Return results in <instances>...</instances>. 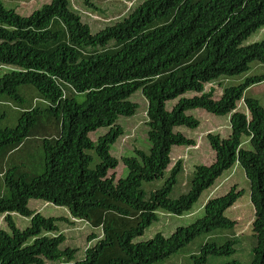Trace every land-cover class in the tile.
<instances>
[{"label":"trees","instance_id":"obj_1","mask_svg":"<svg viewBox=\"0 0 264 264\" xmlns=\"http://www.w3.org/2000/svg\"><path fill=\"white\" fill-rule=\"evenodd\" d=\"M263 29L264 0H145L94 34L71 0H51L28 16L0 1V69H10L0 78V103L23 107L25 98L32 101L15 126H0V264H159L197 237L234 228L226 211L245 193L235 184L205 202L204 215L188 226L135 242L160 212L188 214L237 166L250 182L256 212L251 264H264V106L246 97L264 75L245 76L251 64H264V39L246 44ZM243 74L219 99L214 89L206 91L207 84ZM23 85L33 86L37 94L27 91L40 101L27 91L23 97ZM137 91L148 102L151 148L122 157L127 174L116 179L110 174L119 163L110 153L122 134L116 122L135 115L130 97ZM175 100L168 110L166 103ZM196 109L229 117L230 135H208L214 160L195 165L188 191L172 199L183 168L180 160L168 168L171 148L195 144L174 129H197L200 121L187 114ZM98 128L109 129L93 140L90 132ZM34 146L43 153L41 173L32 160ZM30 200L66 208L72 219L33 212ZM15 214L29 219L26 229L17 227ZM75 220L100 230L88 237L83 255L64 246L68 236L59 226ZM237 242L204 243L191 256L193 264L232 256Z\"/></svg>","mask_w":264,"mask_h":264},{"label":"rangeland","instance_id":"obj_2","mask_svg":"<svg viewBox=\"0 0 264 264\" xmlns=\"http://www.w3.org/2000/svg\"><path fill=\"white\" fill-rule=\"evenodd\" d=\"M7 9H14L21 14V16H28L32 12L40 9L43 5L50 3L51 0H0ZM75 9H78L82 13L83 21L90 26L92 34L97 33L104 27L114 23L119 18L123 17L134 7L142 4L145 0H90L91 7L84 3V0H71ZM264 39V29L253 34L246 42V44H252ZM10 69L8 67H2L0 69V78ZM237 76L232 78H225L217 81L213 84L206 85V91L214 89V97L219 99L222 95L223 88L231 84H239L245 76L248 75H264V64L253 63L251 69L244 76ZM28 88H32L36 93L35 88L31 85H23L20 87V94L24 97L25 91ZM27 95L36 97L32 92L27 91ZM37 94V93H36ZM195 94L187 93L185 97L189 98ZM246 97H252L259 100L261 106H264V81L257 83L246 91ZM32 98V97H31ZM35 98V103L37 101ZM130 101L137 104L138 108L135 115L129 118L120 117L116 125L122 129V134L117 138L115 143L111 146L110 153L119 160L118 165L114 170L110 171V174L114 172L116 179L119 177H125L127 169L123 165L121 158L135 156L137 150H144L149 152L151 143L148 139V127L147 123V109L148 102L143 96L141 91H137L130 97ZM31 100L25 98L24 106L14 104H6V102L0 103V126L13 127L17 124L21 115V108H28L31 104ZM177 101H170L166 103L168 110ZM10 103V102H8ZM244 109V102L239 103V110ZM242 112H247V109ZM188 115L200 121V126L197 129H188L185 127H178L174 129L176 133H180L187 138H191L195 141L194 145L183 146L174 145L171 148V163L168 168H171L176 161L180 160L183 170L179 173L177 183L173 187L171 198L175 199L180 195L185 194L188 191L189 180L192 176V172L195 165L198 164H210L215 158V151L212 149L208 140L209 134H217L222 138H228L230 135L229 117L216 116L210 114L202 109L191 110L187 112ZM109 128H98L95 131L90 132V137L95 140L98 136L105 134ZM29 147V146H28ZM26 148L23 152L28 154ZM33 163L37 164V173L44 171L43 165H40L41 150L39 147H33ZM26 170H34L36 167L26 166ZM228 174V173H227ZM226 174V175H227ZM162 184V180L152 184H146V190L150 187H157ZM237 185V189L244 190V195L236 201V203L226 211V216L235 222V226L232 230L224 231L218 230L210 234H205L197 237L191 243L187 244L173 255L164 259L159 264H193L191 256L198 254L200 247L204 243L216 242L218 244H224L228 240L233 238L239 239L236 244V252L229 257H210L209 264H226L232 260H236V264H251L252 254H250L251 247L250 242L253 235V222L255 220V207L253 206L250 198V182L246 177V173L243 167L237 166L235 171L229 175L228 178H224L222 182H219L212 190H208L200 196L199 200L193 206L188 214L183 216L169 215L164 212L159 213V220L153 223L146 229L144 235L135 240V242H145L153 239L158 234H163L165 237L170 236L179 227H186L193 223L196 219L204 215L203 207L205 202L210 198L223 195L230 191L231 186ZM223 193V194H221ZM213 197V198H214ZM28 207L31 211L34 208L38 210L37 213L45 217H66L71 218L69 211L66 208L58 207L52 204L45 203L38 200H30ZM14 221L20 230H24L29 225V219L15 214ZM72 219V218H71ZM3 218H0V225L5 226ZM59 226L64 234L68 236L65 243V247L79 249L78 254L83 255L85 250L90 246L88 237L94 232L99 234V229H93V227L80 220H75L73 225L60 223ZM82 257V256H80ZM47 261L46 264H64L62 262Z\"/></svg>","mask_w":264,"mask_h":264},{"label":"crops","instance_id":"obj_3","mask_svg":"<svg viewBox=\"0 0 264 264\" xmlns=\"http://www.w3.org/2000/svg\"><path fill=\"white\" fill-rule=\"evenodd\" d=\"M30 202V201H29ZM48 204H50V203H48ZM33 212H38V210L36 209V208H34L33 209Z\"/></svg>","mask_w":264,"mask_h":264}]
</instances>
